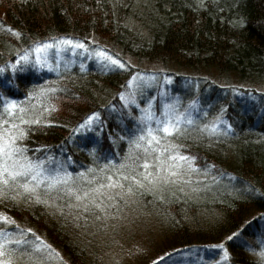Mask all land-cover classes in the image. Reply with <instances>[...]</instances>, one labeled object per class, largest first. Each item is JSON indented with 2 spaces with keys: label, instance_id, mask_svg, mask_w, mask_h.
<instances>
[{
  "label": "rangeland",
  "instance_id": "obj_1",
  "mask_svg": "<svg viewBox=\"0 0 264 264\" xmlns=\"http://www.w3.org/2000/svg\"><path fill=\"white\" fill-rule=\"evenodd\" d=\"M74 47L75 42L73 45L60 44L58 49H49L47 52V59L51 61L49 67L34 66L35 61L32 60L11 69L13 73L18 69H23L22 71L27 74L35 75L45 72L54 76L52 79L48 78L40 83L23 87L24 96L17 101L28 109L33 118L39 116L41 119L53 120L54 102L58 98H68L72 95V92L67 89L58 91L62 86H69L87 93L94 92L93 96L101 97L102 95L106 99L109 84L112 82L121 84V80L126 81L123 92L125 99L121 101L126 105L129 99H134L135 103H127V106H137L138 117L142 112L148 111L149 102H151L153 112L159 115L163 111V103L175 100L182 111L189 101L195 99L198 101L193 109L195 123L188 126L181 136L177 137L173 134L166 138L161 142L160 148L164 149L175 144L179 146L181 153L192 156H195L194 151H197L201 156H195L196 159L192 163L196 164L200 171L193 172L192 183L188 185L176 184L164 190L159 187L156 190H150V185L145 180L144 187H140L132 184L130 180L126 181L116 176L114 170L124 171L126 175L135 171L138 177L143 179L139 176V172L143 170L142 159H149V170H151L153 154L151 147H149V152L145 153L142 149L131 145L130 141L134 136L127 137L122 140L120 151L115 156L116 159L113 157L111 160L101 161L100 145L97 142H86L88 135L94 136L91 133L92 130L75 133L72 147L81 162H75L73 159L68 161L64 153L53 156V159L63 162L81 187L84 182L75 175L79 172H85L89 177L95 176V182L105 185H107V177L111 175L113 181L120 180L124 188L106 187L101 190L115 199V203L107 199L98 201L104 208L103 213L100 209L94 208L91 203L87 205L89 211H84V207L77 208L75 204L79 202L67 196L64 199L53 197L55 204L51 205L26 201L24 197H17L15 200L7 195L0 197V213L10 215L23 229L32 228L35 235L51 245L53 252L51 259L40 258L39 261L32 260L23 254H17L14 256V264H147L150 257L172 238L174 231H177L176 226L182 221L192 226H200L206 231L209 230V225H207L209 222L213 226L219 225V228L225 225L226 231L228 220L225 218L227 216L225 210L218 209L209 202L217 197L216 195L225 194V197L231 199L252 201L246 208L248 213L254 214V219H257V213L264 212V205L259 206L256 202L262 192L260 180L251 174L252 171L259 174V171L252 169L248 163L239 162L244 158V146L245 150L248 148V139L252 144L264 142V103L257 95L251 93L252 90L264 93V55L260 72L252 70L243 76L239 72L241 68L236 69V72L227 73L222 63L219 62L221 70L214 69L216 72V79H213L214 86H209L198 81L201 80L199 78H204L203 75L211 72L209 63L194 67L192 60L184 58L179 61L177 57H166L158 58L142 66L143 70H148L151 74L142 72L128 75L122 71L118 73L119 75H111L107 71L100 72L94 69L85 73L78 67V64H85L88 61L99 65L108 61L98 57L96 50L91 53L89 50L76 48L73 52L71 49ZM57 50L60 52L59 58L56 57ZM207 53L212 54L211 51ZM57 64L58 68L55 67ZM158 70L170 74L165 76L170 77V81L156 74L155 71ZM173 75H178L182 79L177 82ZM192 78H197V80L192 81ZM86 80L93 81L86 82ZM49 88L55 91L48 92ZM240 88L246 90L239 91ZM40 89H45L43 95L39 94ZM29 92L33 95L27 96ZM156 95H159L158 101L152 100L151 98H156ZM229 108L232 112L228 110ZM221 109H223L222 119L227 123L217 125L220 132L215 134L203 132L199 125L210 123L221 113ZM255 118L257 119L256 126L254 124V126L243 127ZM136 123L138 124L137 118ZM241 123L244 124L239 127L238 124ZM228 124H231V128H228ZM45 125H20L21 128L29 130L26 138L17 142L26 144L28 135L32 132L30 129L37 131ZM144 143L148 147L146 142ZM35 152L29 149L28 155L36 158ZM160 158L164 159L165 156L162 154ZM122 163L124 167L120 168ZM214 164L218 166V169H215ZM129 184H132L133 192L124 190ZM250 186H254L261 192H252ZM197 187L199 191L194 190ZM180 188H183V191H180ZM160 196H163V199H160ZM162 201L168 203V211L166 209L164 211L159 204ZM179 202L193 205L187 209L183 208L181 213H175ZM60 207H63L62 212L58 210ZM3 226V222L0 221V227ZM8 228L14 230L13 225H8ZM222 229L224 227L221 231ZM219 231L215 229L207 232L219 238ZM262 235H264V219L258 217L255 226L250 224L247 227L246 237L238 236L232 240H225L224 245L231 254L228 261L219 259V256L223 254V249L214 248L206 255L191 256L185 262L174 259L165 264H213V260L216 264H254L257 258L248 250V247H257ZM26 239H32V234H28Z\"/></svg>",
  "mask_w": 264,
  "mask_h": 264
},
{
  "label": "trees",
  "instance_id": "obj_2",
  "mask_svg": "<svg viewBox=\"0 0 264 264\" xmlns=\"http://www.w3.org/2000/svg\"><path fill=\"white\" fill-rule=\"evenodd\" d=\"M203 3L206 7H201L199 0H0V67L5 69L0 73V107L4 103V97L20 99L24 96L23 87L54 77L51 73L34 75L19 69L13 73L8 65L15 63L17 57L32 46L33 41H54L61 37L74 42L83 41L91 53L106 50L125 64L123 69L111 65L109 61L99 65L88 61L78 64L85 73L94 69L107 71L111 75H119L122 71L128 75L142 72L151 74L148 70H143L142 66L166 57H177L179 61L184 58L192 60L194 67L209 63L211 72L198 80L209 86H214V69L221 70V65L227 73L241 68L239 72L242 76L252 70L260 72L264 55V0H203ZM238 17L245 20L242 26L231 23ZM13 29L19 35L14 34ZM208 51L212 54L208 55ZM219 62L222 64L219 65ZM106 64H109L107 68L104 67ZM155 73L162 78L170 75L161 70ZM173 76L177 82L182 79L178 75ZM194 79L197 80L192 78V81ZM91 81L93 80H86ZM125 83L126 81L121 80V84H109L106 99L102 95L93 96L94 92L89 94L62 86L58 91L67 89L72 95L58 98L54 102L53 120L43 128L32 131L26 145L36 151V158L64 153L75 162H81L73 151L75 134H72V129L95 111L99 113V119L94 121L92 128L96 129L100 121L103 124L98 131L92 130L94 136L88 135L86 142H97L100 145L101 161L111 160L113 157L116 159L122 140L133 137L136 131L134 125H138V107L125 106L120 99L119 94L125 91ZM243 90L246 89H239ZM251 93L264 103L263 92L252 90ZM158 99L159 95H156V100ZM228 110L232 112L231 108ZM256 123L255 118L248 125H238L250 127L254 124L256 126ZM247 142L248 148L245 150L244 146V158L239 162L248 163L252 169L259 171V174L253 171L251 174L260 180L259 188L262 192H258H261V198H257L256 202L262 206L264 142L252 144L250 139ZM42 145L46 147H40ZM194 152L196 157L201 156L197 151ZM214 167L218 169L215 164ZM216 196L218 198L208 201L214 207L225 210L227 229L225 231V225H222L224 229L221 231L223 227H214L209 222L207 231L220 230L219 238L213 237L200 226L182 221L176 226L177 231H174L172 238L150 257L147 264L166 252L170 255L157 264L172 262L174 259L185 262L191 256L206 255L214 249L209 246L221 241L225 243L224 237L236 231L241 224L244 226L238 236L246 237L247 227L250 224L255 226L258 221V216L254 219V214L247 212L246 207L252 201L231 199L225 197V194ZM159 204L164 211L169 210L168 203L162 201ZM192 205L179 202L178 209L174 212L181 213L183 208L187 209ZM245 220L249 222L244 224Z\"/></svg>",
  "mask_w": 264,
  "mask_h": 264
},
{
  "label": "snow or ice",
  "instance_id": "obj_3",
  "mask_svg": "<svg viewBox=\"0 0 264 264\" xmlns=\"http://www.w3.org/2000/svg\"><path fill=\"white\" fill-rule=\"evenodd\" d=\"M201 7H206L203 0H199ZM231 23L236 25H243L245 20L243 17H238ZM14 34L19 35L16 30H12ZM71 39L61 37L58 41L45 40L42 42H32V46L27 51L20 55L15 60V63H10L8 66L15 69L19 64H27L34 60L35 65L39 67H49L51 61L47 59V52L49 49H58L60 44L73 45ZM76 48L88 51L87 46L83 41L75 42V47L71 51L75 52ZM60 52L56 51V57L59 58ZM96 55L101 59L107 60L111 65L118 66L123 69L125 64L117 59L114 55H110L106 50H99ZM109 65H104L108 67ZM56 68L59 65H55ZM4 67H0V73L4 72ZM23 70V69H21ZM170 81V77H165ZM10 82V81H9ZM131 83V81H129ZM48 92H54L55 89H47ZM45 89H40L39 94L43 95ZM33 93L29 92L27 96H32ZM120 99L124 100V93L121 92ZM27 98V97H25ZM155 100V97L151 98ZM127 103H135L134 99H129ZM198 103L193 99L180 110V105L177 101L163 103V111L156 115L152 110L151 102H149L148 111L142 112L141 116L137 117L138 125H134L136 129L134 138L130 141L131 145L137 149H142L145 153L149 152V147L152 148V167L149 170V159L143 158V170L139 172V178L135 171L132 174L126 175L124 171L114 170L116 176L123 180H130L132 184L144 187V181L147 180L150 185V190H156L158 187L164 190L170 185L176 184H191L193 172L200 171L199 167L192 163L196 157L187 153H181L179 146L175 144L169 145L167 148L161 149L160 144L166 138L171 137L173 134L179 137L184 134L186 128L195 123L193 109ZM46 111V109H45ZM198 111V109H197ZM206 115V114H205ZM223 109L214 119L207 124H200L199 127L203 132L215 134L220 132L217 125L227 123L222 119ZM27 117V118H26ZM99 119L98 112H92L85 120L81 121L72 129V134L82 133L84 130L98 131L103 121L96 129L92 128L94 121ZM51 121L41 119L39 116L33 118L28 109L14 98L4 97L2 110H0V197L9 196L15 200L17 197H24L26 201H32L38 204L51 205L55 204V199H64L65 196L76 202L75 207H84V211H89L87 205L91 203L94 208L100 209L103 213L104 208L98 202L100 200H111L115 203L114 197L107 196L102 189L107 188H124L120 180L113 181L110 175L107 177V185L95 182L96 177H89L85 172L76 173L84 183L81 187L73 176V173L67 170L66 165L58 159H53L51 155H45L37 158H31L28 155V145L18 143L27 136L29 129L21 128L20 125H34V124H48ZM231 128V124H228ZM35 131V129H30ZM148 147L145 146V143ZM46 147V146H40ZM95 152V149H93ZM165 158L161 159V155ZM140 159V157H138ZM71 161V157H67ZM123 163L120 168H123ZM139 168V165H137ZM91 171V169H89ZM131 171V170H130ZM95 182V183H94ZM132 184H129L126 189L127 192H133ZM183 191V188L179 189ZM199 191V187L194 189ZM252 192L259 191L254 186H250ZM120 195V193H117ZM174 195V193H173ZM55 197V199H53ZM163 199V196L159 197ZM111 206V205H109ZM72 207V205H68ZM63 211V207L58 209ZM257 216L264 219V212L257 213ZM79 218V217H78ZM87 219V217H84ZM0 221L4 226L0 227V264H14V256L23 254L32 260L39 261L40 258H52L51 245L46 244L42 238L34 234L32 228H21L14 219L7 216L5 213H0ZM249 221L245 220L244 224ZM8 225H13L14 230L8 228ZM243 224L237 227L236 231L231 232L224 237V240H232L240 233ZM28 234H32V239H26ZM210 248L223 249V254L219 256L221 261H228L231 254L228 252L221 241L218 244L209 246ZM257 248L259 249L257 251ZM248 250L256 256L254 264H264V235L258 241L257 247H248ZM177 251V250H174ZM170 253H164L163 256H157L156 260L151 264L162 262ZM213 264H216L213 260Z\"/></svg>",
  "mask_w": 264,
  "mask_h": 264
}]
</instances>
